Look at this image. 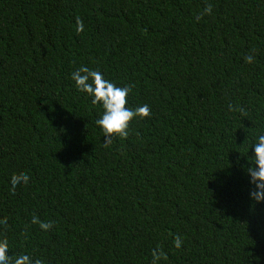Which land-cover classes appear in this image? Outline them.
Wrapping results in <instances>:
<instances>
[{
    "label": "trees",
    "instance_id": "obj_1",
    "mask_svg": "<svg viewBox=\"0 0 264 264\" xmlns=\"http://www.w3.org/2000/svg\"><path fill=\"white\" fill-rule=\"evenodd\" d=\"M82 64L133 85L127 106L148 105L126 137L104 143L102 108L70 79ZM262 132L264 0H0L10 255L151 264L159 246V264H264V202L249 199L242 167Z\"/></svg>",
    "mask_w": 264,
    "mask_h": 264
},
{
    "label": "clouds",
    "instance_id": "obj_2",
    "mask_svg": "<svg viewBox=\"0 0 264 264\" xmlns=\"http://www.w3.org/2000/svg\"><path fill=\"white\" fill-rule=\"evenodd\" d=\"M212 6L210 4L203 8V11L195 16L199 21L202 16L211 14ZM83 28L79 18L76 21V31L79 32ZM246 63H251L252 55L244 57ZM73 86L77 92L85 94L90 98L92 105L99 104L102 112L99 113L95 124L103 133L104 143H111L113 134L120 137L128 135L129 123L134 117H146L150 113L148 105H138L135 108L129 107L127 97L132 92L133 85H118L116 82L106 78L104 73L99 70L89 68L86 65H80L70 74ZM229 111L233 110V105L229 103ZM242 111V110H241ZM243 114V113H242ZM252 155L247 156V165L242 167L248 177V183L251 185L248 196L251 201L256 203L264 202V132L256 135L250 146ZM249 152V150H248ZM249 157L251 159H249ZM29 176L25 173L13 175L10 179V187L12 192L26 184ZM5 223L0 221V224ZM31 223L38 224L41 230L47 231L52 227L51 221H42L37 216H33ZM176 248L181 246L180 237L174 240ZM10 249L6 241L0 240V264H45L40 258H33L27 253L9 254ZM151 264H159L162 259H167L166 254L159 246L152 250Z\"/></svg>",
    "mask_w": 264,
    "mask_h": 264
}]
</instances>
